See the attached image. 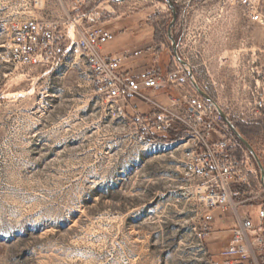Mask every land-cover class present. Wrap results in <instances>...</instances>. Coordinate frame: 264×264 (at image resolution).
Returning a JSON list of instances; mask_svg holds the SVG:
<instances>
[{
  "label": "rangeland",
  "instance_id": "1",
  "mask_svg": "<svg viewBox=\"0 0 264 264\" xmlns=\"http://www.w3.org/2000/svg\"><path fill=\"white\" fill-rule=\"evenodd\" d=\"M172 2L176 21L170 33L177 54L192 65L198 85L250 144L264 170V110L254 105L264 80V23L228 14L223 0ZM82 12L95 13L90 24L114 26L119 36L109 43L143 50L125 59L122 70L165 74L180 64L167 32L172 11L163 0H0V264L219 260L230 243L235 211H215L200 250L193 230L200 210L178 190L176 143L164 148L140 143L129 105L126 117L117 116L92 92L76 46L52 69L7 61L5 27L11 20L34 16L61 23ZM139 26L142 32H135ZM140 36L143 44L136 43ZM143 93L165 104L168 97L181 98L183 88ZM132 102L142 112L149 109L139 98ZM226 127L236 154L248 158L255 171L250 187H240L234 201H242L237 212L249 215L257 228L258 209H264L260 171ZM176 129L166 138L180 135L181 127ZM257 258L264 264V248Z\"/></svg>",
  "mask_w": 264,
  "mask_h": 264
},
{
  "label": "built area",
  "instance_id": "2",
  "mask_svg": "<svg viewBox=\"0 0 264 264\" xmlns=\"http://www.w3.org/2000/svg\"><path fill=\"white\" fill-rule=\"evenodd\" d=\"M223 5L230 15L238 12L244 21L264 23V0H223ZM94 19L95 13L82 12L61 23L34 16L11 20L5 27L7 61L28 68L52 69L76 46L89 71L92 92L117 116L126 117L125 105H129L140 143L157 148L176 143L175 149L181 155L178 190L200 210L198 224L193 228L200 250L212 232L215 211H235L230 243L219 252V260H209L208 264H259L257 251L264 248V209H258L260 225L255 228L249 215L237 212L242 201H234L240 187H250L255 171L248 158L236 154L223 118L211 102L198 94L181 64L165 74L155 69L135 74L120 71L122 61L139 56L143 50L124 51L117 56L104 52V45L114 39V34L103 25L90 24ZM81 20H85L83 25ZM184 61L193 73L192 65ZM176 86L183 88L187 96L168 97L165 104L143 93L145 89L160 91ZM259 90L256 96H261L254 105L264 110V80ZM136 98L149 109L142 112L132 102ZM177 126L181 134L167 139L171 131L178 132Z\"/></svg>",
  "mask_w": 264,
  "mask_h": 264
},
{
  "label": "water",
  "instance_id": "3",
  "mask_svg": "<svg viewBox=\"0 0 264 264\" xmlns=\"http://www.w3.org/2000/svg\"><path fill=\"white\" fill-rule=\"evenodd\" d=\"M114 1H124V0H114ZM171 9L172 11V19L171 22L168 25V38L171 41V45H172V51L173 54L175 56V58L178 60V62L187 69V74L189 77V80L191 81V83L193 84L194 88L196 89V91L198 92V94L200 96H202L203 98H205L206 100H208L209 102H211L215 108V110L220 114V116L223 118L224 122L227 124V126L231 129V131L234 133V135L239 139V141L246 147V149L251 153L253 159L255 160V163L257 165V167L259 168L260 171V182H261V186L262 189L264 190V170L262 168V165L259 161L258 156L255 154L254 150L252 149V147L250 146V144L238 133V131L236 130V128L231 124V122L228 120L226 114L224 113V111L220 108V106L214 101V99L206 92L204 91L196 82V80L194 79L193 73L192 71L189 69V65L187 64V62H185L183 59H181L179 57V55L177 54L176 51V44L175 41L171 35V28L175 22L176 19V12L174 9V4L172 2V0H163Z\"/></svg>",
  "mask_w": 264,
  "mask_h": 264
},
{
  "label": "crops",
  "instance_id": "4",
  "mask_svg": "<svg viewBox=\"0 0 264 264\" xmlns=\"http://www.w3.org/2000/svg\"><path fill=\"white\" fill-rule=\"evenodd\" d=\"M105 28H107L109 31H111L114 34V36H116V38H117L118 34L114 31V26H109V27H105ZM121 31H123V30L121 29ZM136 31L142 32V27L141 26L137 27L135 32ZM118 42L119 43H116V42L109 43L108 42L107 44H105L104 47H103L104 52L117 56V55H120L121 53H123L124 51H127L126 49L131 46V44L122 43L121 41H118ZM143 42L144 41H143V38L141 36L136 41V43H138V44H143ZM120 71L125 72L127 70H122L121 64H120ZM182 96H184V97L187 96V93L184 90H183V95ZM141 104L148 106L147 104H145L143 102Z\"/></svg>",
  "mask_w": 264,
  "mask_h": 264
},
{
  "label": "flooded vegetation",
  "instance_id": "5",
  "mask_svg": "<svg viewBox=\"0 0 264 264\" xmlns=\"http://www.w3.org/2000/svg\"><path fill=\"white\" fill-rule=\"evenodd\" d=\"M175 21H176V19H175Z\"/></svg>",
  "mask_w": 264,
  "mask_h": 264
},
{
  "label": "trees",
  "instance_id": "6",
  "mask_svg": "<svg viewBox=\"0 0 264 264\" xmlns=\"http://www.w3.org/2000/svg\"><path fill=\"white\" fill-rule=\"evenodd\" d=\"M176 136H178V135H176Z\"/></svg>",
  "mask_w": 264,
  "mask_h": 264
}]
</instances>
